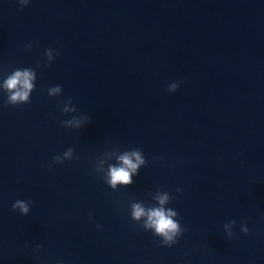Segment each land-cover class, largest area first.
I'll return each mask as SVG.
<instances>
[{
  "label": "clouds",
  "instance_id": "clouds-1",
  "mask_svg": "<svg viewBox=\"0 0 264 264\" xmlns=\"http://www.w3.org/2000/svg\"><path fill=\"white\" fill-rule=\"evenodd\" d=\"M20 4L27 5L28 0H19ZM31 43L25 45V50H30ZM59 53L49 48L45 50L48 64L54 62L55 56ZM36 72L32 68H17L12 71L0 82V91L7 96L6 106H16L30 102L31 93L34 91L36 85ZM179 83L173 82L166 89L167 92H175L179 88ZM62 93L60 85L52 86L48 89L49 96H59ZM69 111L75 112L76 108L69 100L62 109L63 113ZM81 118H73L72 120H65L61 125L66 128H80L84 121H89L88 116L82 115ZM74 154L73 148H68L62 156L53 157V161L57 164H63L65 160H71ZM119 164L109 165L106 172L103 174V179L106 184L113 190L117 189V185L130 186L134 183L133 177L139 174L141 166L146 165L147 161L139 149H132L123 151L118 156ZM97 173H101V169L95 168ZM179 192L180 189H177ZM151 199L156 201V204L145 206L143 201L133 202L129 206L130 216L133 221L140 222L143 218L141 227L145 230H151L153 234L160 237L163 245L171 247L178 242V238L183 235L184 229L176 217L177 211L172 208H165L164 205L168 204L172 197L168 192L158 190L154 194H150ZM30 201L16 200L12 204L13 211L19 210L22 215H27L30 212ZM91 219V217H90ZM236 221L232 220L224 225V230L229 238L233 236L232 228ZM241 231L245 234L249 229L246 226H241Z\"/></svg>",
  "mask_w": 264,
  "mask_h": 264
}]
</instances>
